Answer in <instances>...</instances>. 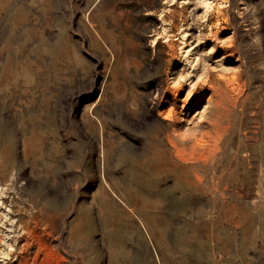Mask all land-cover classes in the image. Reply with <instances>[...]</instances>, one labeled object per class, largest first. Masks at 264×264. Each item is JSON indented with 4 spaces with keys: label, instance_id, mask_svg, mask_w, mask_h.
Listing matches in <instances>:
<instances>
[{
    "label": "rangeland",
    "instance_id": "374dc122",
    "mask_svg": "<svg viewBox=\"0 0 264 264\" xmlns=\"http://www.w3.org/2000/svg\"><path fill=\"white\" fill-rule=\"evenodd\" d=\"M0 264H264V0H0Z\"/></svg>",
    "mask_w": 264,
    "mask_h": 264
}]
</instances>
